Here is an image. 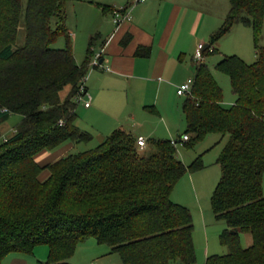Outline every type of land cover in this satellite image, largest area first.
<instances>
[{"label": "trees", "instance_id": "trees-1", "mask_svg": "<svg viewBox=\"0 0 264 264\" xmlns=\"http://www.w3.org/2000/svg\"><path fill=\"white\" fill-rule=\"evenodd\" d=\"M67 1L27 0L26 41L15 47L22 0H0V127L12 114L22 116L0 141V264L11 253L33 255L40 244L49 248L47 264H73L79 242L89 237L108 245L123 264H196L193 215L172 192L187 172L204 168L202 155L185 164L172 139L150 138L152 151H141L139 136L119 128L93 148L44 165L37 161L42 151L64 142L93 139L75 118L97 38L91 37L78 63L66 35ZM229 2L211 35L213 51L208 48L204 56L218 52L216 43L240 21L253 30L257 58L248 63L237 54L224 55L216 64L231 79V105H225L209 65L197 61L183 104L187 128L176 140L194 148L210 134L229 135L211 198L216 219L227 224L220 242L229 251L209 255L205 264H264V0ZM61 35L65 47H52ZM44 171L48 176L42 178ZM242 233L252 235L251 245H243Z\"/></svg>", "mask_w": 264, "mask_h": 264}, {"label": "crops", "instance_id": "crops-1", "mask_svg": "<svg viewBox=\"0 0 264 264\" xmlns=\"http://www.w3.org/2000/svg\"><path fill=\"white\" fill-rule=\"evenodd\" d=\"M90 3L92 5L87 8L96 17L90 22L86 37L98 33L102 38L101 44H96L94 50L96 54H100V61L105 68L91 67L86 84L93 100L90 107L84 106L86 110H82L81 115L85 113V118L90 123L100 125L104 129H113L112 132L121 128L137 136H144L147 139V146L150 138L176 139L186 130L180 132L182 125H176V115L179 119L182 114L184 115L185 100L179 97L183 95L178 94L177 89L195 76L197 61L194 56L197 46L204 41L208 33H213L222 25L230 9L229 0H147L137 4H134L133 0H90ZM103 5H110L114 9L125 7L130 15L117 25L113 19V12L104 10ZM205 10L213 12V19L206 18L205 27L202 29ZM218 23H221L220 26L215 28ZM77 28L78 32L71 29L70 34L74 39L73 48L77 62L82 63L87 49L78 54L80 32L79 26ZM246 28L251 27L245 26V29H242L234 26L225 35L233 34L236 49L243 50L242 44L246 46L248 43L251 33ZM259 41L264 46V23ZM69 91L70 86L65 87L61 91V97L65 98ZM235 100L236 97L231 101L225 98L226 103L230 105ZM181 118L183 121V117ZM147 122H155L156 125L147 129L145 125ZM160 122H164L166 128H161ZM174 129H179L176 136H172ZM98 130L103 133L102 135L106 133ZM167 130L170 134H167ZM226 142L221 145L219 153ZM69 147L61 149L57 155L63 156ZM53 157V154L45 150L37 155V161L44 165L55 161ZM180 159L184 162L182 157ZM47 176V171L41 175L42 178ZM189 180L190 177L186 179L187 188L183 190L184 194L177 197L173 193L174 201L182 203L183 197L193 196L192 185L191 188L188 186ZM246 238V246L251 245L252 235L247 233ZM40 250L48 258L49 248L40 247ZM209 254L208 249L206 258ZM27 263V259L21 255H13L8 263H4V260L2 262V264Z\"/></svg>", "mask_w": 264, "mask_h": 264}, {"label": "rangeland", "instance_id": "rangeland-1", "mask_svg": "<svg viewBox=\"0 0 264 264\" xmlns=\"http://www.w3.org/2000/svg\"><path fill=\"white\" fill-rule=\"evenodd\" d=\"M92 5L90 0H68L66 4V20H65V27H66V35H69L71 40L74 41L73 36L70 34V30L74 29L78 32L79 26V38L80 41L78 43V54H82L85 49H88V43L91 37L96 36V44L100 45L102 42V38L98 35V33H93L91 37H86L87 30L90 27V22L95 20V14L93 12H89L87 6ZM185 5H188L185 3ZM27 6V0H22V19L18 30L17 39L15 42V47L23 46L26 41V24H25V10ZM206 15L203 23L201 24V28L204 29L206 18L213 19V12L209 10H205ZM222 23V21H220ZM219 25H216L215 28H218ZM236 27H240L245 29V26L240 21L236 22ZM233 26V27H234ZM250 31L251 36H249L248 43L246 46L243 45V50L236 49L233 42V34H229L221 39L219 43H216V47L219 48V51L216 53H212L206 56L204 59L205 62L211 68L216 80L222 86L224 90V98L226 100L231 101L233 100L236 95L233 92L231 79L230 77L221 72L216 68L217 62L223 57L222 54L232 55L237 54L240 55L243 59H245L248 63H253L256 58V49H255V42H254V34L252 28H246ZM204 31V30H203ZM207 34V33H205ZM212 33H208L207 37L201 41L205 44H210ZM74 44V43H73ZM221 44V45H220ZM259 44L262 45L261 41ZM65 35H61L55 43H53L52 47L55 48H64L65 47ZM82 51V52H81ZM87 52V51H86ZM186 95L179 96L182 100L185 99ZM225 105H230L226 103ZM86 110L84 108V104L80 102L77 107V116L75 118V124L79 126L81 129L89 131L93 134V139L89 142H80L74 143L72 141L64 142L58 148L54 150H47L51 154L54 155L53 160L57 159L61 155H57L61 149L65 148L66 146H70L69 149L63 153V155L74 153L82 150H86L89 148H93L97 146L100 142H102L109 134H111L113 129H104L102 126H97L95 123H90L87 118H85V113L81 115L82 110ZM80 113V114H79ZM183 117V121L182 118ZM22 116L20 114H12L10 118L4 122L0 127V141L8 138L10 134H12L15 130V127L21 121ZM177 126L180 124V132H184L186 129V119L185 116L182 114L180 116L176 115ZM181 121V122H179ZM161 128L165 127L164 122H160ZM146 128L150 129L154 127L156 124L155 122H147L145 123ZM98 127V128H97ZM166 128V127H165ZM100 131L106 132L104 135L100 133ZM179 129H174V133L172 136H176ZM167 134L170 132L167 130ZM166 137H170V135H164ZM165 137V138H166ZM222 138H224L222 140ZM229 135H225L224 137L221 134H210L204 140L200 141L194 148H187L181 142L177 144L178 155L182 159H184L185 164H190L197 156L202 155L204 168L196 170V171H189L187 172L176 184L173 193L175 196H180L184 194L183 190L186 187L185 182L188 177L190 180L188 182L189 188L192 185V197H183V201L180 204L187 206L193 215L194 219V243L196 247V254H197V263L196 264H205L206 261V251L209 249V255L214 254H226L228 253L229 249L227 246L222 245L220 242V234L224 228L227 227L225 220H217L215 214L212 209L211 198L214 193V190L221 178V167L217 163V159L219 156L221 145L224 141H227ZM175 139V138H172ZM152 151L151 146H145L141 148V151ZM61 154V153H60ZM43 177V176H42ZM263 190H264V176H263ZM194 193V194H193ZM189 194V193H188ZM173 199V196H172ZM176 202V201H175ZM179 203V202H177ZM246 235L247 233L241 234V239L243 245L246 246ZM40 247L48 248L45 244H40L37 246V250L35 251L36 254L34 255H26L22 253H11L5 259L4 263H8L9 259L13 255H21L25 257L28 261L27 264H47V258L45 255L42 254ZM7 259V260H6ZM6 260V261H5ZM70 261L73 264H123L121 258L118 253H111V248L106 244H99L98 241L93 238L89 237L81 242H79L77 249L73 256L70 258Z\"/></svg>", "mask_w": 264, "mask_h": 264}, {"label": "built area", "instance_id": "built-area-1", "mask_svg": "<svg viewBox=\"0 0 264 264\" xmlns=\"http://www.w3.org/2000/svg\"><path fill=\"white\" fill-rule=\"evenodd\" d=\"M144 1H147V0H133V3L137 4L139 2H144ZM129 15H130L129 10L127 8H125V7L116 8L113 12L114 22L117 25H119L122 21H124L126 18H128ZM208 48H209V45H206L203 42L199 43L197 46V51H196L195 56H194L195 60L196 61H202L205 57L204 51L207 50ZM209 50L213 51V47H210ZM91 64H92V68L98 67V66L105 68L100 61V54L99 53H97L94 56ZM106 69H109V68H106ZM88 76H89V73L82 79V82H81L80 87H79V92H78V102L79 103L82 102L85 107H90L92 104V100H93L91 93L87 89L86 83H87ZM193 83H194V77H191L187 81L182 83L177 89L178 94L186 95L187 93H190L192 90ZM60 124L64 125L65 121L61 120ZM188 139H189L188 135L183 136L184 141L188 140ZM172 142L175 145L178 144L176 139H172ZM138 144H139L140 148H144L147 145V139L144 136H139Z\"/></svg>", "mask_w": 264, "mask_h": 264}, {"label": "water", "instance_id": "water-1", "mask_svg": "<svg viewBox=\"0 0 264 264\" xmlns=\"http://www.w3.org/2000/svg\"><path fill=\"white\" fill-rule=\"evenodd\" d=\"M101 63H102V61H101Z\"/></svg>", "mask_w": 264, "mask_h": 264}]
</instances>
